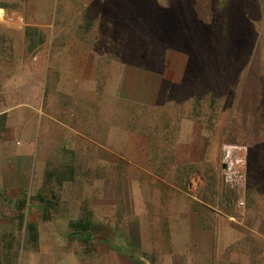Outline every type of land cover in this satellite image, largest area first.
Listing matches in <instances>:
<instances>
[{"label":"rangeland","instance_id":"obj_1","mask_svg":"<svg viewBox=\"0 0 264 264\" xmlns=\"http://www.w3.org/2000/svg\"><path fill=\"white\" fill-rule=\"evenodd\" d=\"M106 1L88 98L146 139L151 195L210 203L227 233L213 264H264V0ZM55 2L0 0V76L48 50L35 24L66 17ZM133 70L151 77L146 96L118 88Z\"/></svg>","mask_w":264,"mask_h":264},{"label":"crops","instance_id":"obj_2","mask_svg":"<svg viewBox=\"0 0 264 264\" xmlns=\"http://www.w3.org/2000/svg\"><path fill=\"white\" fill-rule=\"evenodd\" d=\"M59 3L65 18L35 24L48 50L0 76V264H213L227 233L210 203L151 195L146 139L88 98L105 58L96 28L113 4ZM133 71L118 88L146 96L151 77ZM79 219L90 237L70 229Z\"/></svg>","mask_w":264,"mask_h":264},{"label":"trees","instance_id":"obj_3","mask_svg":"<svg viewBox=\"0 0 264 264\" xmlns=\"http://www.w3.org/2000/svg\"><path fill=\"white\" fill-rule=\"evenodd\" d=\"M23 205L24 203L20 201L18 203V208H22ZM91 225L92 223L89 219H79L77 221L69 223V227L72 231L77 232V233H83L87 235L88 237L91 236L89 232Z\"/></svg>","mask_w":264,"mask_h":264},{"label":"water","instance_id":"obj_4","mask_svg":"<svg viewBox=\"0 0 264 264\" xmlns=\"http://www.w3.org/2000/svg\"><path fill=\"white\" fill-rule=\"evenodd\" d=\"M95 229H96V228L93 226V227H91L90 230L93 232V231H95Z\"/></svg>","mask_w":264,"mask_h":264},{"label":"built area","instance_id":"obj_5","mask_svg":"<svg viewBox=\"0 0 264 264\" xmlns=\"http://www.w3.org/2000/svg\"><path fill=\"white\" fill-rule=\"evenodd\" d=\"M0 18H1V17H0ZM231 166H233V163H230L229 169H230Z\"/></svg>","mask_w":264,"mask_h":264}]
</instances>
